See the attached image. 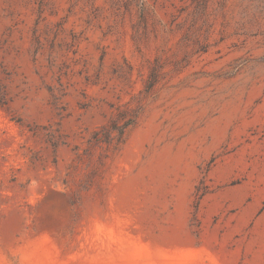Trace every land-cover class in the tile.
<instances>
[{
	"label": "rangeland",
	"instance_id": "1",
	"mask_svg": "<svg viewBox=\"0 0 264 264\" xmlns=\"http://www.w3.org/2000/svg\"><path fill=\"white\" fill-rule=\"evenodd\" d=\"M0 264H264V0H0Z\"/></svg>",
	"mask_w": 264,
	"mask_h": 264
}]
</instances>
